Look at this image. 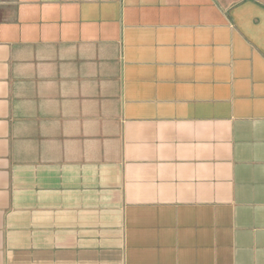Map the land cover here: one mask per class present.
Returning a JSON list of instances; mask_svg holds the SVG:
<instances>
[{"label": "crops", "instance_id": "obj_1", "mask_svg": "<svg viewBox=\"0 0 264 264\" xmlns=\"http://www.w3.org/2000/svg\"><path fill=\"white\" fill-rule=\"evenodd\" d=\"M0 264H264V0H0Z\"/></svg>", "mask_w": 264, "mask_h": 264}]
</instances>
